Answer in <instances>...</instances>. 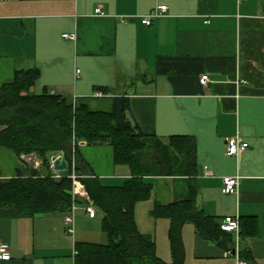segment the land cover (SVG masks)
Instances as JSON below:
<instances>
[{
    "label": "crops",
    "instance_id": "1",
    "mask_svg": "<svg viewBox=\"0 0 264 264\" xmlns=\"http://www.w3.org/2000/svg\"><path fill=\"white\" fill-rule=\"evenodd\" d=\"M157 5H166V13L143 24L141 17ZM27 68L39 72L34 93L106 112L113 96H127L142 132L164 142L187 136L196 173L152 176L150 197L134 207L136 227L153 239L160 259L172 261L169 219L154 217L152 209L190 199L193 186L197 207L219 222L227 215L255 217L256 231L242 242L253 264H264V0H0V85ZM202 74L209 78L204 86ZM234 135L248 143L237 159L225 149ZM78 149L84 172L102 183L130 177L129 166L114 163L108 143L79 141ZM31 167L37 166L24 154L0 146V179L30 176ZM235 174L236 193L223 194L221 177ZM65 215L0 206V243L9 250L0 264H75L77 243H107L97 213L89 217L78 204L72 233ZM181 239L182 264L240 258V244L233 253L223 250L191 222L182 226Z\"/></svg>",
    "mask_w": 264,
    "mask_h": 264
},
{
    "label": "trees",
    "instance_id": "2",
    "mask_svg": "<svg viewBox=\"0 0 264 264\" xmlns=\"http://www.w3.org/2000/svg\"><path fill=\"white\" fill-rule=\"evenodd\" d=\"M38 75L36 68L18 69L11 80L0 85V146L18 156L36 154L44 170L31 169L27 177L0 179V206H11L28 215L54 211L66 214L73 201L86 203L82 198L72 199L68 190L71 179L67 175L74 170L91 203L101 212V229L108 237L106 244L77 243L75 264H182L181 229L186 222L223 250L232 251L240 244V259L254 263L242 241L256 231L255 217L239 219L236 239L234 233L220 229L216 217L197 207L193 186L190 199L167 205L156 203L152 209L154 217L169 219L172 261L160 259L153 239L138 231L134 207L150 197L152 176L196 173L190 162L187 136L172 135L164 142L142 132L131 116L127 96H113L112 109L106 112L90 110L47 91L34 93L31 88ZM99 89L107 93L106 88ZM79 141L111 145L114 163L129 166L130 177L120 184L106 185L93 173H85L83 165L87 164L78 149ZM58 151L63 152L68 169L62 171L61 179L54 180L48 172V157Z\"/></svg>",
    "mask_w": 264,
    "mask_h": 264
},
{
    "label": "built area",
    "instance_id": "3",
    "mask_svg": "<svg viewBox=\"0 0 264 264\" xmlns=\"http://www.w3.org/2000/svg\"><path fill=\"white\" fill-rule=\"evenodd\" d=\"M240 1V0H238ZM167 6L166 5H157L153 9H151L147 14L143 15L141 17V21L145 25H150L155 19L158 17L162 16L163 14L166 13ZM95 13L101 14L102 12L100 11L99 8L95 9ZM63 37H67L70 39L74 38V35L71 34H63ZM78 70H76V73ZM209 78L206 74H202L199 77V83L201 85H206L208 82ZM225 149H226V154L229 156H232L234 158H238V155L240 152L244 151L248 147V143L246 141H243L239 138L238 135H234L232 137H227L226 138V143H225ZM72 162H74L73 154H72ZM50 166L52 168V162L50 161ZM54 171V170H53ZM54 172H59V171H54ZM205 174L207 176H212L213 173L210 170H206ZM55 177H59V174H55ZM68 177L72 180L73 182V190H72V199L75 198H82L86 201V203L83 205L84 210L86 211L87 215L89 217H94L96 211L95 207L91 203L89 196L85 190L84 185L79 179V175H77L74 170L68 175ZM240 181V175L235 174V175H225L221 177V186H220V191L223 194H233L236 193L238 184ZM78 204L76 202H72L68 212L64 216V224L66 226V231L72 233L73 232V222H74V211L77 208ZM220 229L226 232H232L235 235H238L239 232V218L238 216H231L227 215L224 216L221 221H220ZM77 251H74V254H76ZM9 257V250L8 246L6 244L0 243V259H7ZM235 264H248L245 260L238 258L236 256V261Z\"/></svg>",
    "mask_w": 264,
    "mask_h": 264
},
{
    "label": "rangeland",
    "instance_id": "4",
    "mask_svg": "<svg viewBox=\"0 0 264 264\" xmlns=\"http://www.w3.org/2000/svg\"><path fill=\"white\" fill-rule=\"evenodd\" d=\"M71 150H72V154H73V149H71ZM24 159L26 160V162L32 164V166H33V164L37 166L36 168L35 167L34 168L31 167V169H35L37 171L39 170L41 173H42V171L44 172V170L40 167V166H42L41 159L36 154L31 153V154L24 155ZM48 164H49V170H48V172L50 173L52 179H54V180L61 179V177H63L62 176V172H54L53 171V169L50 166V157H48ZM55 174H59L60 176L59 177H55L54 176ZM68 175H67V177H68ZM68 190H70V193L72 195V190H73V182H72V180H71V184H70V189H68ZM95 211L97 213V216L95 218V221H100L102 214H101V212L97 208H95Z\"/></svg>",
    "mask_w": 264,
    "mask_h": 264
},
{
    "label": "water",
    "instance_id": "5",
    "mask_svg": "<svg viewBox=\"0 0 264 264\" xmlns=\"http://www.w3.org/2000/svg\"><path fill=\"white\" fill-rule=\"evenodd\" d=\"M50 161L52 162V169L54 171H66L68 169V162L64 157L63 152L58 151L50 156ZM234 250H232V253Z\"/></svg>",
    "mask_w": 264,
    "mask_h": 264
}]
</instances>
